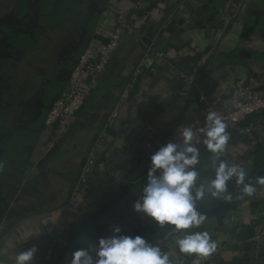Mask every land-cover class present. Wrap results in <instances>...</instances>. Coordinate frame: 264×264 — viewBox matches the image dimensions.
Returning <instances> with one entry per match:
<instances>
[{
  "label": "crops",
  "instance_id": "1",
  "mask_svg": "<svg viewBox=\"0 0 264 264\" xmlns=\"http://www.w3.org/2000/svg\"><path fill=\"white\" fill-rule=\"evenodd\" d=\"M209 1L153 0L162 6V14L150 20L141 35L124 37L52 152L44 149L47 106L66 92L69 71L88 44L106 42L117 12L129 11L137 0H41L38 25L0 26L5 41L0 52V264H14L16 252L33 246V264L45 263L60 206L90 153L104 159L107 173L86 186L95 197L93 204L70 224L71 246L59 264H70L74 251L112 235L114 226L121 234L140 235L159 246L172 264H188L195 256L180 253L177 238L163 243L160 237L168 226L158 228L132 205L147 182L150 156L187 127L199 92H229L239 77L264 83V0ZM5 19L31 24L30 1L0 0V21ZM203 54L209 59L196 74V89L180 94L178 70ZM141 59L142 72L134 82L141 97L127 102L118 126L106 128ZM253 120L264 132V114ZM227 133L229 141L219 159L243 168L245 183L255 191L245 194L233 178L220 197L207 196L197 203L201 213L219 207L224 211L187 231L209 233L217 244V264H264V184L258 182L264 177V145L251 150L237 132ZM199 148L201 177L210 179L213 155ZM119 176L122 184L112 185ZM122 192L109 212L96 217ZM62 251L50 264H56Z\"/></svg>",
  "mask_w": 264,
  "mask_h": 264
},
{
  "label": "built area",
  "instance_id": "2",
  "mask_svg": "<svg viewBox=\"0 0 264 264\" xmlns=\"http://www.w3.org/2000/svg\"><path fill=\"white\" fill-rule=\"evenodd\" d=\"M162 11V6L153 3V0H137L129 11L117 12L106 42L92 40L88 44L69 73L66 92L55 97L48 107L44 122L47 135L44 145L46 152L57 147L68 134L77 112L98 86L100 78L124 37L129 34L141 35L150 20L160 16ZM144 59L139 61L128 85L114 105L106 122V128L118 126L127 102L141 97L142 92L135 91L134 82L142 72ZM208 59L209 54H203L195 63L182 66L178 70V78L181 82L180 94L185 95L196 89V74ZM210 112L216 113L221 118L227 126L226 131L237 132L243 138L247 148L257 150L264 145L263 128L253 120L254 117L264 114V83L247 81L239 77L234 80L229 92L221 89L214 91L212 95L199 92L196 113L187 124V127L192 128L194 137L199 135V129L204 125L206 115ZM170 141L179 142V135ZM194 146L205 147L202 143H194ZM106 173L104 159L90 153L84 161L76 185L69 192L64 204L60 206L61 212L54 229L53 244L45 255L44 264H50V260L67 245L70 224L74 218L79 217L93 204L95 197L87 192L88 183L106 176ZM120 184L122 180L119 176L113 180L112 185ZM180 234L171 228L160 238L164 243L178 238ZM215 257V252L207 257L195 255L188 264H217Z\"/></svg>",
  "mask_w": 264,
  "mask_h": 264
},
{
  "label": "clouds",
  "instance_id": "3",
  "mask_svg": "<svg viewBox=\"0 0 264 264\" xmlns=\"http://www.w3.org/2000/svg\"><path fill=\"white\" fill-rule=\"evenodd\" d=\"M226 124L216 113L206 115L199 135L194 137L191 127L179 130V142L169 141L161 145L151 156L146 184L133 202V211L163 228L172 226L181 233L176 245L183 254L207 257L215 252L217 244L208 232H189L199 228L206 217L198 210L197 203L207 196L220 197L227 189V182L235 178L242 191L252 195L251 184L245 183L246 172L239 165H229L219 159V154L229 141ZM203 144L212 155V178H202L199 165L200 148ZM217 161H219L217 163ZM258 182L264 184V177ZM226 199L230 197H225ZM36 247L15 253L14 264H33ZM70 264H172L169 255L162 252L143 236L121 234L114 226L112 235L100 237L95 244L89 243L72 253Z\"/></svg>",
  "mask_w": 264,
  "mask_h": 264
},
{
  "label": "water",
  "instance_id": "4",
  "mask_svg": "<svg viewBox=\"0 0 264 264\" xmlns=\"http://www.w3.org/2000/svg\"><path fill=\"white\" fill-rule=\"evenodd\" d=\"M30 1V10H31V13L33 15V21L31 24H24V23H13L7 19L5 20H1L0 21V26L1 25H17V26H20V27H34L36 25H38V3L41 1V0H29ZM212 3V0L209 1V4ZM98 10L101 12L102 10H100V8H98ZM5 46V41L1 40L0 39V52H1V46ZM76 63V62H75ZM75 65V64H74ZM73 65V66H74ZM72 66V67H73ZM70 73V71H69ZM50 106V104L47 106L46 108V111H48V107ZM55 149V148H54ZM51 150L50 152L54 151ZM125 194L122 192L120 195L116 196L115 198L111 199L104 208H102L97 214H96V217H99L100 215L106 213V212H109L110 209L116 205L121 199L122 197L124 196ZM3 197H2V192H1V184H0V217H1V210H2V204H3ZM224 211V208L223 207H219V208H216L214 210H211V211H208V212H205V213H202L205 217H210V216H213L215 214H219V213H222ZM173 228L172 226H168V230ZM70 246H71V243L70 241L67 243V245L63 248V251L61 252V256L59 257L58 261L56 262V264H59V262L61 261V258L63 255H65L69 249H70Z\"/></svg>",
  "mask_w": 264,
  "mask_h": 264
},
{
  "label": "trees",
  "instance_id": "5",
  "mask_svg": "<svg viewBox=\"0 0 264 264\" xmlns=\"http://www.w3.org/2000/svg\"><path fill=\"white\" fill-rule=\"evenodd\" d=\"M261 147H262V146H261ZM261 147H259V148H261ZM259 148H258V149H259ZM71 230H72V229L70 228V232H69V236H68V241H69L70 238H71ZM243 233H245V234L248 233V230L245 228V229L243 230ZM239 237H240V238L242 237V239L244 238V236H243V235L241 236V234L239 235Z\"/></svg>",
  "mask_w": 264,
  "mask_h": 264
}]
</instances>
